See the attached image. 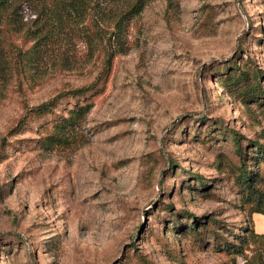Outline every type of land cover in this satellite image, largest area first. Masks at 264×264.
<instances>
[{"label":"rangeland","instance_id":"rangeland-1","mask_svg":"<svg viewBox=\"0 0 264 264\" xmlns=\"http://www.w3.org/2000/svg\"><path fill=\"white\" fill-rule=\"evenodd\" d=\"M55 2L0 13V264H242L223 244L264 143V0H148L118 45L66 21L34 47Z\"/></svg>","mask_w":264,"mask_h":264},{"label":"trees","instance_id":"trees-1","mask_svg":"<svg viewBox=\"0 0 264 264\" xmlns=\"http://www.w3.org/2000/svg\"><path fill=\"white\" fill-rule=\"evenodd\" d=\"M11 0H0V13L9 7ZM106 1L109 0H56L52 7H47L41 3V9L45 10L46 16H49L41 22L40 27L36 26L32 34L35 36V45L43 40L47 35L60 31L67 22H74L86 33L88 38L95 43L107 45L112 41L119 44L120 37L123 34L124 22L138 14L148 0H126L128 4L120 10L111 11ZM94 11V15L85 20V16ZM38 13L36 14V16ZM36 22V18L33 19ZM86 21V22H84ZM88 22V23H87ZM45 28V30H43ZM40 28V30H39ZM111 54V52H109ZM108 61V60H107ZM234 78H241L240 72L234 74ZM236 79V81H237ZM243 79V78H242ZM240 83V82H239ZM91 85L75 88L76 92H83ZM261 92L264 93V91ZM53 97L39 104L28 107V111L44 113L51 109L54 100ZM89 105L77 104L68 111V115L60 119L55 128L61 130L67 124H72L84 112ZM52 137V135L50 136ZM235 149L238 154L241 153V140L234 136ZM54 139L52 138L51 141ZM57 142V141H56ZM259 162L255 168H251L247 161H242L239 165L238 182L241 185V204L239 208L246 212L243 221L238 223V232L233 240H226L223 249L228 253H234L244 256L242 264H264V233L257 232L254 228L252 213H264V189L255 184L261 176L262 167L260 162L264 163V143L257 147ZM198 222H195L197 224ZM250 254H246L245 250ZM230 264H236L233 256Z\"/></svg>","mask_w":264,"mask_h":264},{"label":"crops","instance_id":"crops-1","mask_svg":"<svg viewBox=\"0 0 264 264\" xmlns=\"http://www.w3.org/2000/svg\"><path fill=\"white\" fill-rule=\"evenodd\" d=\"M252 220L254 228L257 232L264 233V213L262 212H253Z\"/></svg>","mask_w":264,"mask_h":264}]
</instances>
